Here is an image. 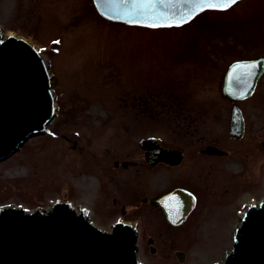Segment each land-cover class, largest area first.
<instances>
[{"label": "rangeland", "instance_id": "374dc122", "mask_svg": "<svg viewBox=\"0 0 264 264\" xmlns=\"http://www.w3.org/2000/svg\"><path fill=\"white\" fill-rule=\"evenodd\" d=\"M0 27L43 54L57 108L46 137H33L0 162V210L66 200L92 206L104 185L105 152L115 146L131 154L140 138H155L187 153V163L141 171L147 190L189 178L202 190L199 218L176 228L145 208L92 223L107 232L119 221L137 226L139 264H222L244 212L264 199V75L250 98L237 101L245 120L241 139L230 135L234 100L222 92L234 60L264 55V0H239L161 28L108 21L93 0H0ZM208 145L228 156L202 159ZM126 184L138 185L108 186L116 194Z\"/></svg>", "mask_w": 264, "mask_h": 264}, {"label": "water", "instance_id": "95a60500", "mask_svg": "<svg viewBox=\"0 0 264 264\" xmlns=\"http://www.w3.org/2000/svg\"><path fill=\"white\" fill-rule=\"evenodd\" d=\"M239 1V0H238ZM98 14L111 22L148 28L182 26L206 9H228L223 0H93ZM148 25H161L149 27ZM170 25V26H169ZM264 75V56L233 63L224 77L222 92L234 100L230 135L241 139L245 120L237 101L250 98ZM53 74L43 54L22 37L7 35L0 27V162L10 161L35 136L46 137L57 117ZM150 164L180 163L182 152L143 140ZM224 155L215 146L203 150ZM194 196L185 190L170 191L152 202L173 226L185 219L180 211ZM177 218L178 221H171ZM138 231L117 222L111 232L95 226L83 212L67 203L25 211L0 210V264H139ZM152 243V240H150ZM222 264H264V199L248 206L234 234L231 252Z\"/></svg>", "mask_w": 264, "mask_h": 264}, {"label": "flooded vegetation", "instance_id": "af4514ba", "mask_svg": "<svg viewBox=\"0 0 264 264\" xmlns=\"http://www.w3.org/2000/svg\"><path fill=\"white\" fill-rule=\"evenodd\" d=\"M261 56L264 55H259L252 58H245V59L242 58V59L234 60L232 64L238 61L253 60ZM62 139L70 142V137L67 135L64 136L62 135ZM143 140H156V139L146 138V137L140 138L138 140L137 150L133 151L131 154L125 153L122 148H120L121 151H119L118 149L113 150L115 146L110 151L105 152L106 156L101 163L102 164L101 170H103L101 176L104 180L103 181L104 185L100 189L96 190L97 194L94 197L95 200L92 206H84L83 204H79V203L76 204L68 200L58 201V202L69 204L71 208L77 211V213L83 212V215L87 217L91 222H94V218L106 219L112 217V215H114L115 213L116 214L118 213L117 217L120 220H123L127 218L129 214H131L132 212L143 211L145 210V208H147L146 210L151 211L154 214L157 213L158 220L169 224L171 227L177 228L183 223L189 221H195L196 219H198L199 211L202 208V203H203V198L201 195L202 190L198 189L197 187H192L189 178L187 179V177L183 175H178L174 179V181L177 182L176 184L168 186L163 190L151 191V190H147L145 185L146 179L144 178V175L141 174V171L154 172L162 167L167 168L169 170L180 169L183 165L187 163L186 162L187 153L183 152L181 149L178 148H168L161 145L164 148L180 150L183 154L180 163H178L175 166H172L162 161L157 162L156 164H150L146 160V151L143 150L140 145L141 141ZM156 141L159 142L158 140ZM72 142L73 144L70 147L76 151L78 148L77 142L75 140ZM208 146H206V148ZM203 150L204 149L200 151L202 159H205L206 157H213L214 159L221 160L222 158L228 156L227 152L224 155H219V154H208L205 153ZM124 154H128V155L125 156ZM133 180L137 181L138 183L137 188H135L136 185L129 186V184H126L123 185L124 187H120L121 189L115 190L116 194H114L113 189L109 187L113 181L131 182ZM176 189H182L188 191L194 196V198H189L190 204L188 205L186 203V205L183 206V209L180 211L181 213L186 214L185 219H183V222L178 226H173L169 223V220L163 215L162 211L157 206H155L152 201ZM178 220L179 219L177 218L171 219V221H178ZM135 227L137 228V226ZM137 231L139 235L138 228ZM150 240H152V243L150 242ZM148 242L151 245L150 251L155 252L156 248L153 246L154 239L149 238Z\"/></svg>", "mask_w": 264, "mask_h": 264}, {"label": "snow or ice", "instance_id": "6c2138e0", "mask_svg": "<svg viewBox=\"0 0 264 264\" xmlns=\"http://www.w3.org/2000/svg\"><path fill=\"white\" fill-rule=\"evenodd\" d=\"M125 2H127V0H125ZM223 2L228 5H234L238 2V0H223ZM148 26L149 27H160L161 25H148ZM54 43H59V41H55Z\"/></svg>", "mask_w": 264, "mask_h": 264}, {"label": "bare ground", "instance_id": "6f19581e", "mask_svg": "<svg viewBox=\"0 0 264 264\" xmlns=\"http://www.w3.org/2000/svg\"><path fill=\"white\" fill-rule=\"evenodd\" d=\"M6 34H7V35H13L14 37H17V35H16L14 32H12V31L9 32V33H6ZM250 205H252V203H251ZM250 205H249V206H250ZM132 226H133V225H132Z\"/></svg>", "mask_w": 264, "mask_h": 264}]
</instances>
